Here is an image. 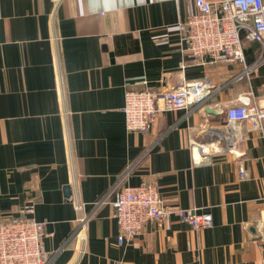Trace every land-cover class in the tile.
<instances>
[{
    "label": "crops",
    "instance_id": "crops-1",
    "mask_svg": "<svg viewBox=\"0 0 264 264\" xmlns=\"http://www.w3.org/2000/svg\"><path fill=\"white\" fill-rule=\"evenodd\" d=\"M194 9L192 0H0V221L34 206L42 264L264 259V133L225 118L244 95L264 108V59L244 42L246 74L189 64L176 28ZM204 74L200 103L165 111L145 134L125 130L126 90ZM143 182L166 207L208 212L212 226L195 231L169 215L117 244L114 193Z\"/></svg>",
    "mask_w": 264,
    "mask_h": 264
},
{
    "label": "built area",
    "instance_id": "built-area-1",
    "mask_svg": "<svg viewBox=\"0 0 264 264\" xmlns=\"http://www.w3.org/2000/svg\"><path fill=\"white\" fill-rule=\"evenodd\" d=\"M192 2L194 12L178 22L176 28L180 52L189 64L205 68L216 64H238L242 67V74H246L249 66L246 64L244 42L259 45L256 62L264 59V0ZM208 89L207 74L193 82L181 80L164 91L128 89L124 93L122 108L125 130L145 134L155 127L158 115L200 103ZM225 118L227 125L248 120L264 133V108L250 104L245 95L228 107ZM232 145V139H229L228 147ZM191 151L201 155L213 152L201 145H191ZM236 165L239 180H244L246 170L242 162L238 160ZM112 200L119 245L140 233L147 222L169 215L176 216L195 231L212 226V216L208 212L164 206L154 183L123 186L116 190ZM33 208L32 204L27 205L19 216L0 221V264L43 263L41 240L45 236V224L33 218ZM260 264H264V259Z\"/></svg>",
    "mask_w": 264,
    "mask_h": 264
},
{
    "label": "water",
    "instance_id": "water-1",
    "mask_svg": "<svg viewBox=\"0 0 264 264\" xmlns=\"http://www.w3.org/2000/svg\"><path fill=\"white\" fill-rule=\"evenodd\" d=\"M67 191L69 190V188L66 189Z\"/></svg>",
    "mask_w": 264,
    "mask_h": 264
},
{
    "label": "trees",
    "instance_id": "trees-1",
    "mask_svg": "<svg viewBox=\"0 0 264 264\" xmlns=\"http://www.w3.org/2000/svg\"><path fill=\"white\" fill-rule=\"evenodd\" d=\"M251 44V43H250ZM255 45H257V44H255ZM258 46V45H257Z\"/></svg>",
    "mask_w": 264,
    "mask_h": 264
}]
</instances>
